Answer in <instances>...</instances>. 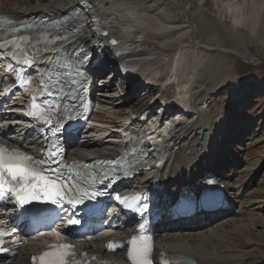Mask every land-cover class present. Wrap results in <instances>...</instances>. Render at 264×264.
<instances>
[{
  "label": "bare ground",
  "instance_id": "bare-ground-1",
  "mask_svg": "<svg viewBox=\"0 0 264 264\" xmlns=\"http://www.w3.org/2000/svg\"><path fill=\"white\" fill-rule=\"evenodd\" d=\"M41 1L36 5H27V1H23V4H26L24 7L7 8L5 2L0 0V13L18 17L42 12H45V15H61L72 7L86 4L84 6L86 8L83 9L85 11L84 19L79 23L78 40L83 41L84 39L90 38V42H98L105 53H110L111 51H118L120 53L130 51L128 57L134 58V61L128 63L129 67H132L134 62H138L137 58L143 57L133 48L132 44L130 46L129 42L136 30H142L144 28L143 30L150 31V24L152 23L150 21L151 16L147 18L149 11L156 19V28L162 29L160 32H162V35L164 34L166 39L165 44L168 41H173L171 37L177 34L182 37L186 33H189L190 40L193 46L196 47L197 52L200 48L202 51L204 50L205 55L207 54V61H204V59L197 60L195 63V72L191 71L188 80L180 82L178 87L180 92L183 91V97L188 98L189 109L192 111V115L196 116L195 121L190 128L189 125H181L171 138L161 145L159 150H164V154L166 155V164L164 167L154 168L149 172L141 173L133 184L134 186H148L152 182V178L150 179L151 175L158 177L160 183H162L164 193L168 194V200L170 198H176L170 190L173 185L178 188L183 186L193 188L194 181L203 179L205 173L215 172L218 178L226 184L230 200L226 210L223 211L225 213L207 215L200 224L194 222L187 225L186 228L178 229L175 223L171 224V229H165L158 235V248L170 252H179L191 259L193 264H264V261L256 260L255 258L257 256L253 254V240L251 238H249V242L246 245L238 244L234 241L237 231L244 228L253 231L252 225L254 224V218L256 216L261 217L264 224V213H254L255 210L249 209L248 206V199L252 196L251 188L257 184V178L253 177L245 183L236 180V176L241 172L239 167L237 169V165H241V160L238 158L239 156L235 155V149L234 152L229 149L223 155L219 156L220 143L223 140L224 130L226 128L225 117L221 111L214 113L208 106L204 107L208 95L221 84L232 79L229 74H226L230 72L226 67L223 69V76L221 74L212 76V72L215 69L222 67L220 60H217L213 56V53L238 54L240 58L245 61L247 60V62L255 61V54L248 45V41H253L245 29L248 28V31L254 34L264 44V35L256 33L257 22L259 21L258 18L256 19V15L261 13L258 11L259 8H261L260 10L264 9V0L261 1L262 3L259 8L256 0H236L237 2L243 1L242 23L243 25L244 23L248 24V27L244 26L241 29L238 27L239 25L230 26L222 19L216 17L208 10L204 2H201L200 6L193 10L182 7L187 17L183 22L178 23L173 21V16H171V12L169 11L170 6L175 5L171 0H43L40 3ZM248 6H250V10L245 14ZM177 9H180V7ZM142 24H147L146 28ZM217 26L229 33L242 50L236 48H232L231 50H228V48L221 49L224 46L219 43ZM199 28H202L203 33L209 37V42L202 44L203 46L196 41L197 37L195 32ZM110 40L117 42L115 48L111 47ZM149 61L150 59H144L137 68L136 76L138 78H150L149 72L145 68L146 63ZM201 62L206 63V71H199V64ZM111 72L114 74L112 80L116 78V82H118L120 77H122L120 72L115 69H112ZM103 74L104 72L100 75ZM168 74L164 77H158L157 81H160L161 84H153L150 86L155 88L154 90L150 88L151 91L154 94L162 95L163 99L169 98L174 88L173 84L170 83V76ZM172 77L176 79L175 71ZM102 78H106V76ZM112 82L108 86L109 88H106L107 91H114L115 84ZM146 91H148V88ZM146 91L144 93L139 92L141 95L138 92V94L129 92L123 99L118 98L121 100V107L124 108L126 106L135 109V104L137 102L140 103L139 107H136L137 111L131 110L132 113L128 116L124 124L118 125V127L117 125L113 126L114 128L108 133V135L110 134L109 136L120 138V142L118 143L109 140V143H115V150L122 148L121 131L124 126L131 120L132 116L139 115L141 110L148 106L150 99L148 101L145 98ZM126 96L129 97V100H126ZM98 102L105 106V108L101 107L103 112L95 114V121L97 122H102L99 115L105 112L109 115H115L116 113L119 116L128 115L123 109L112 112L118 104L113 106V103L106 97L100 98ZM158 108L156 105L145 108L146 110H144L143 115L147 116L149 113L154 115ZM158 112L159 115L166 114L163 109ZM164 118H161V122ZM97 126L98 129L96 127L83 132L86 143L83 147L72 151L70 153L71 155L90 157H105L109 155L112 150L102 148L105 142L104 139L98 143L92 141L91 133L105 131V128L102 129L103 127H100L99 124ZM192 126H195V128L192 129ZM188 128L190 130H187ZM23 135L24 133L19 135L17 139L18 143L22 142ZM186 140L188 141L186 142ZM188 168L192 169V173L189 176L185 174ZM181 170H184L182 174L180 173ZM259 209L263 210L261 206H259ZM44 240V236L33 238L29 244L18 248V256L3 264H30L28 259L29 253L34 251L35 246H41ZM103 241V235H101L90 242L83 243V245L85 249L88 248L102 252ZM112 256L121 259L119 254Z\"/></svg>",
  "mask_w": 264,
  "mask_h": 264
},
{
  "label": "rangeland",
  "instance_id": "rangeland-1",
  "mask_svg": "<svg viewBox=\"0 0 264 264\" xmlns=\"http://www.w3.org/2000/svg\"><path fill=\"white\" fill-rule=\"evenodd\" d=\"M3 1L5 2L7 8H21L26 6V4L36 5L40 0ZM23 1H27V3L23 4ZM42 1L40 3H42ZM171 1L175 4L174 6H170L171 8L169 10L171 12V16H173L172 19L174 22L181 23L186 19L187 16L185 11L182 10V7L193 10L197 9L201 2H204L210 12L228 23L230 26L239 25L238 27L240 29L244 26L248 27V24L244 23L243 25L242 23L243 17L241 15L243 11V1ZM261 1L262 0H256L258 8L262 3ZM179 7L180 9H177ZM249 7L250 6L246 8L245 14L249 12ZM260 9L261 8H259L258 11L261 13L256 15V19H259L257 22L256 33L264 35V9ZM149 16H151V23L154 24H150V31H145L143 30L144 28L142 30H136L130 38L129 44L130 46L131 44L133 46L137 45L135 50L143 57L150 58V61L147 62L145 66L146 70L149 72L150 78H138V76H136L137 72L135 71H133L135 73L132 74V77H126L122 74L120 80H118L117 83H114V91H108L111 94L107 95H111V97H106L113 103V106L118 104L116 108L112 110V112H116L118 109L125 110L127 114L130 112L126 106L125 108L121 107V100L118 99H123L124 96L129 92H132L133 94H138L139 92L144 93L148 88L145 98L149 101L150 97L154 94L150 88H152V90L155 89L154 87H150L151 84H157L158 77H164L170 72L172 63L171 53L173 50L175 51L180 47V49L177 51V54L180 55L181 53V57L177 61L179 67V71L177 69V75L181 82L188 80L191 71L195 70V63L197 60L204 59V61H207V54L205 55V52H203L204 50L202 51L201 48L198 49L197 52L196 47L193 46L192 41L190 40L189 33H186L182 37L178 36L177 34L171 37L173 38V41H168V43L165 44L166 39L164 34L162 35V32H160L162 29L156 28V19L153 17V15H151L150 11L147 18ZM238 21L240 22L238 23ZM142 25L146 28L147 24ZM245 31L247 34H249L253 41H248V45L255 54V61L247 62V60L245 61L244 59L240 58L238 54L231 55L220 54L218 52L213 53V56L216 57L217 60H220V65L222 67L217 69L213 68L215 71L212 72V76L214 77L218 74L223 76V69L226 67L230 72H225H227L226 74H229L232 79L231 81L221 84L217 89L212 91L206 98L204 107L208 106V108L214 113L217 111H221L223 113L225 117L226 128L224 130L225 134L223 136V140L220 143L219 156L223 155V153L227 152L229 149H231L233 152L235 149V155L239 156L238 158L241 160V165H237V169L239 167L241 172L236 176V180H238V182L245 183L253 177L257 178V184L253 185L251 188L252 196L248 199L249 209H254V213H264V44L261 43L254 34L250 33L248 28H246ZM195 33L197 37L196 41L200 45L209 42V37L203 33L202 28L196 30ZM217 33L219 36V43L224 46L221 49L224 50L228 48V50H231L232 48H236L238 50H242L239 44L234 41L232 36L219 26H217ZM141 39L143 42H140ZM129 58L130 61L128 63L134 61V58ZM109 65V68L111 69V62ZM133 65L131 68H133ZM136 66H138V63ZM203 70L206 71V63L204 64V62H201L199 64V71L202 72ZM147 85L148 87L146 88ZM182 92L181 97L184 96ZM140 95L135 96L139 97ZM126 100H129V97L126 96ZM139 103L140 102H137L135 104V109L136 107H139ZM101 107L105 108L103 105H101ZM99 116L102 121L100 124L103 127L102 129L105 128V131L91 133L92 141L98 143L100 140L104 139L105 142L104 145H102V148L114 151L116 148L114 145L115 143L113 142H120V138L109 136L110 134L108 135V133H110V131L114 128L113 126L117 125L118 127V125L124 124L129 114L125 116H119L117 113L115 115H109L105 112ZM193 128H195V126H192V129ZM109 140H113V142L109 143ZM187 141L188 140H186V142ZM259 206H261L263 210H260ZM252 228L253 231L248 230V228L237 231L234 241L235 243L246 245L249 242V238H251L253 240V254L254 256H257L255 257L256 260L264 261V224L261 217L256 216L254 218V224L252 225Z\"/></svg>",
  "mask_w": 264,
  "mask_h": 264
},
{
  "label": "snow or ice",
  "instance_id": "snow-or-ice-1",
  "mask_svg": "<svg viewBox=\"0 0 264 264\" xmlns=\"http://www.w3.org/2000/svg\"><path fill=\"white\" fill-rule=\"evenodd\" d=\"M6 24L12 25V27L10 29L6 28ZM20 27L30 26L21 25ZM9 30L15 33L19 31V28L15 27L11 19L0 17V32ZM17 39L27 42L29 37L14 36L9 41L0 35V49L7 47L9 43H15ZM112 43H115V41H112ZM33 107L37 106L34 104ZM44 164L45 161L43 160H37L34 156L23 151L0 144V198L8 193L14 196L20 205L31 202L58 204L66 197L70 204H75L78 200L82 201L83 197L79 196V189L71 176L65 177L57 169L43 167ZM73 192H76L77 195L73 196ZM84 195H87V193H84ZM127 199L125 198V202ZM68 223L78 224L79 220L69 219ZM0 235H3V233H0ZM130 243L132 248L128 251V256L134 264H150L148 259L149 244L145 241L138 243L136 239H133ZM73 247L68 243L49 245V250L39 257L40 264H78L75 253L72 251ZM108 247L111 249L112 245Z\"/></svg>",
  "mask_w": 264,
  "mask_h": 264
}]
</instances>
